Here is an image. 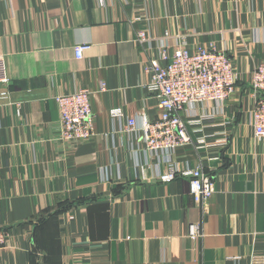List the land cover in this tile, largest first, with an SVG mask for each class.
Segmentation results:
<instances>
[{
	"label": "crops",
	"instance_id": "1",
	"mask_svg": "<svg viewBox=\"0 0 264 264\" xmlns=\"http://www.w3.org/2000/svg\"><path fill=\"white\" fill-rule=\"evenodd\" d=\"M163 42L171 53L213 43L244 73L224 105L198 109L195 119L210 113L174 156L213 177L206 209L189 179L158 180L155 159L142 180L141 131L120 130L109 112L158 119L144 65ZM263 59L264 0H0V264H264V141L248 114ZM82 87L96 91L95 135L62 141L55 97ZM46 212L50 227L36 233Z\"/></svg>",
	"mask_w": 264,
	"mask_h": 264
},
{
	"label": "built area",
	"instance_id": "2",
	"mask_svg": "<svg viewBox=\"0 0 264 264\" xmlns=\"http://www.w3.org/2000/svg\"><path fill=\"white\" fill-rule=\"evenodd\" d=\"M151 39L145 29H139L137 43L140 46H151ZM89 48L87 44L77 45L74 49L77 59H81ZM144 73L148 77L146 89L158 101V119L148 120L144 117L139 125L136 117L126 118L121 106L110 109V115L119 123L120 130L128 134L141 131L140 151L145 161L136 164L142 180H147V170L152 166V159H155L158 180L170 183L178 177L189 179L194 200L206 209L216 192L213 177L205 171L202 163L194 168H184L174 160V156L180 148L194 144L189 125L197 126L200 119L207 118L210 113L201 111V117L195 119L198 109H207L209 104L224 105L236 93L237 85L244 80V73L225 50H220L213 43L194 47L179 43L171 53L168 42L162 43L158 57H152L144 65ZM249 85L253 97L248 111L249 122L256 139L264 141V59L253 69ZM106 90L107 84L102 81L99 92ZM94 92L82 87L55 97L60 112L62 141L81 142L95 135L92 109ZM0 98L8 99V91H2ZM184 114L191 118L186 121ZM125 118L126 123L123 122ZM220 142L227 145L228 139ZM197 143L206 144V138H199ZM161 165L166 167L164 172L159 171ZM192 232L197 233L194 227ZM7 236V231L0 229V247L7 243Z\"/></svg>",
	"mask_w": 264,
	"mask_h": 264
},
{
	"label": "trees",
	"instance_id": "3",
	"mask_svg": "<svg viewBox=\"0 0 264 264\" xmlns=\"http://www.w3.org/2000/svg\"><path fill=\"white\" fill-rule=\"evenodd\" d=\"M61 208V207H60ZM49 212H46L45 214H44V217L41 219V221H40V224L39 225H37V229H36V233L41 229V231L43 230V229H49V227L47 228V223L49 222V221H47V215H49L48 214ZM36 236V239H37V242H39V235H38V237H37V235H35ZM41 238V237H40ZM42 244H43V241L41 242Z\"/></svg>",
	"mask_w": 264,
	"mask_h": 264
}]
</instances>
